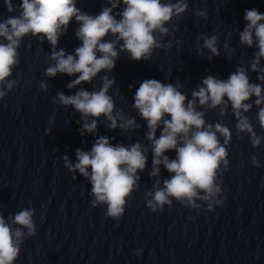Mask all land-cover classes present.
Segmentation results:
<instances>
[{
  "label": "clouds",
  "instance_id": "obj_1",
  "mask_svg": "<svg viewBox=\"0 0 264 264\" xmlns=\"http://www.w3.org/2000/svg\"><path fill=\"white\" fill-rule=\"evenodd\" d=\"M10 15L0 21V100L17 86L11 79L13 70L20 63L23 39L33 36L51 45L49 59L52 63L44 75L54 78L57 74L75 76L68 89H76L84 83H92L99 73H110L116 66L121 53H127L134 61H150L154 50L171 48L162 38L170 35L166 25L182 17L188 10L186 0H107L98 15H91L77 7V0H22L14 5L12 0H4ZM122 6V7H121ZM207 18V10L197 12ZM119 17V18H118ZM79 27L75 36L82 43L73 54L58 48L59 39L64 35L72 20ZM246 26L239 32L242 46L257 51L247 67L240 62L227 79L211 74L202 79L200 85L191 91V97L182 91L183 84L163 83L156 79L142 81L135 91L133 109L146 122L145 140L148 144L135 142L125 146L113 145L114 137L99 136L91 150L76 149V161L63 155L64 167L70 172H78L90 182L92 207L106 206L105 216L114 220L122 218L128 200L139 189L140 172L147 166L148 154L152 155V189L143 193L146 206L152 211H163L172 207L173 200L191 210L206 206L213 211L223 206V182L220 177L229 168L228 147L232 140V130L223 122L228 115L235 117L236 135L247 134L253 148L264 143L249 118L255 105L258 109L256 123L264 130V14L257 9L245 10ZM107 38V39H106ZM203 44L197 50L203 56L206 49L208 60L220 56L219 34L198 37ZM224 47L227 49L228 44ZM235 50L229 49V57ZM251 72L258 73L255 83L250 80ZM101 86L92 91L80 87L74 95L56 94V103L67 108L72 106L80 114L81 136L95 135L101 117L110 130L122 132L138 130L141 125L133 116L125 115L118 109L110 90L116 85L115 78L105 74L100 77ZM47 90V81L40 84ZM134 85L130 84L129 88ZM252 97H255L252 100ZM218 110L220 120L208 122L206 115ZM160 131L157 138V130ZM53 129H46L51 135ZM174 150V159L165 153ZM254 166L259 167L256 156ZM161 166L170 173L161 179ZM35 209L28 207L9 213L7 219L0 213V264H16L21 246L27 237L34 236L36 225L33 219Z\"/></svg>",
  "mask_w": 264,
  "mask_h": 264
}]
</instances>
